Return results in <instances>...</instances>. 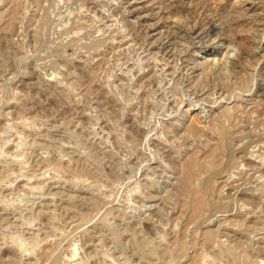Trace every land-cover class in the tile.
Returning a JSON list of instances; mask_svg holds the SVG:
<instances>
[{
    "label": "rangeland",
    "instance_id": "1",
    "mask_svg": "<svg viewBox=\"0 0 264 264\" xmlns=\"http://www.w3.org/2000/svg\"><path fill=\"white\" fill-rule=\"evenodd\" d=\"M0 264H264V0H0Z\"/></svg>",
    "mask_w": 264,
    "mask_h": 264
}]
</instances>
